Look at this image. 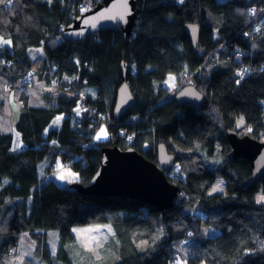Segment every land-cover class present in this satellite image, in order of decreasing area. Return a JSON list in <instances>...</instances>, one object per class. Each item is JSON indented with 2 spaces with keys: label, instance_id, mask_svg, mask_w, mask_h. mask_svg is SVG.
Segmentation results:
<instances>
[{
  "label": "trees",
  "instance_id": "obj_1",
  "mask_svg": "<svg viewBox=\"0 0 264 264\" xmlns=\"http://www.w3.org/2000/svg\"><path fill=\"white\" fill-rule=\"evenodd\" d=\"M100 1L0 0V37L10 39L0 44V79L21 101L13 122L25 145L13 149V133L0 127V264L18 252L24 232L52 264L50 229L60 230L59 257L69 261L74 228L87 225L114 228L113 264H178L179 247L187 248L188 264H264V176L244 185L252 165L229 158L228 139L236 129L264 141V0H138L128 38L109 29L65 40L63 30ZM189 23L200 26L196 50L185 30ZM33 47H43L44 55H32ZM124 62L135 102L116 122ZM170 74L195 85L206 96L203 105L167 97ZM4 109L0 103V114ZM63 114L60 127L45 135ZM101 116L110 137L88 146ZM161 142L180 165V172L168 174L179 197L165 210L128 197L69 191L52 175L61 160L87 184L103 148L132 146L157 162ZM218 176L225 192L211 193Z\"/></svg>",
  "mask_w": 264,
  "mask_h": 264
},
{
  "label": "water",
  "instance_id": "obj_2",
  "mask_svg": "<svg viewBox=\"0 0 264 264\" xmlns=\"http://www.w3.org/2000/svg\"><path fill=\"white\" fill-rule=\"evenodd\" d=\"M138 18V0H101L88 11L78 15L64 30L62 37L70 41H83L88 35L103 30L121 29L124 37L131 36ZM185 30L194 50L200 40V26L189 23ZM128 63L122 65L123 82L119 88L113 115L116 122L124 117L135 102L132 87L127 79ZM178 104L193 103L201 107L206 96L193 84L181 88L175 96ZM232 145L229 158L249 161L253 167L252 176L245 186L256 184L264 176V141L249 135L239 136L236 129L228 131ZM99 170L87 183L71 182L66 185L69 191H79L86 195L118 196L137 199L159 210L175 205L180 187L169 180L168 172L177 163V156L168 151L165 143L158 145L157 162L147 159L134 147L120 146L102 149Z\"/></svg>",
  "mask_w": 264,
  "mask_h": 264
},
{
  "label": "rangeland",
  "instance_id": "obj_3",
  "mask_svg": "<svg viewBox=\"0 0 264 264\" xmlns=\"http://www.w3.org/2000/svg\"><path fill=\"white\" fill-rule=\"evenodd\" d=\"M182 2L183 0H178ZM87 4H90V0H85ZM10 43V39L0 37V44L1 45H8ZM32 55H44V48L43 47H33L30 49ZM190 83L189 80L185 81H178V77L174 74L169 75L168 79L166 80V87L169 89L170 93L167 97L174 96L179 90H181L183 85ZM91 92H95L97 90L96 87L88 88ZM93 89V90H92ZM96 89V90H95ZM31 94L32 92H28ZM37 93H41L37 92ZM34 93L33 97L39 98V94ZM71 93V92H70ZM70 93H67L70 95ZM80 94V93H77ZM15 92H3L0 94V98L3 102L7 104L6 110L0 114V122L4 120L5 122L3 127L8 131H14L15 134L18 133L17 129L14 128L12 125V121L21 105H19L18 109L15 110L14 115H11L12 107L9 102H12L11 98L16 97ZM32 95V94H31ZM36 95V96H34ZM6 96H10L6 99ZM11 100V101H10ZM42 104L40 99L39 103ZM77 114L80 115V107H77ZM76 116L74 114V119L77 121V118L80 116ZM13 116V117H12ZM65 115L58 116L55 118L54 122L50 124V126L45 131V135L48 134L51 128H58L62 124ZM96 125L99 126L97 129L94 130V137H91L93 140L90 144H93L97 141H104L110 137V128L107 124L102 123L103 118H97ZM243 118H239L238 123H242ZM96 131V132H95ZM16 145L15 148L20 149L24 147V143L20 138V134H17L15 137ZM51 144H54L55 141H51ZM157 153H158V146H157ZM41 163V174H43L42 167L44 166L45 162ZM57 169L55 174H52L56 178V182L60 185H67L71 182H76L80 180L81 176L79 172H77L72 166L68 167L67 163H63L61 160L57 162ZM180 172V165L179 162L175 164L173 169L168 172L170 175H176V173ZM211 193L215 192H225V180L222 176H218L215 185L210 191ZM48 232V240L47 246L49 247L51 254H52V264H113V261L117 258V249H118V242L115 236L114 228L111 225H87V226H77L74 228V233L77 237V241L71 244L68 247V258L69 261H63L62 258L59 257V246H60V230L59 229H50ZM37 248V241L33 238V236L29 232H24L20 238V245L18 252L10 257L7 258V264H48L43 257L36 254ZM176 250V262L178 264H188V259L186 254L187 248L179 247ZM60 261V262H59Z\"/></svg>",
  "mask_w": 264,
  "mask_h": 264
},
{
  "label": "crops",
  "instance_id": "obj_4",
  "mask_svg": "<svg viewBox=\"0 0 264 264\" xmlns=\"http://www.w3.org/2000/svg\"><path fill=\"white\" fill-rule=\"evenodd\" d=\"M171 75V74H170ZM3 81L0 79V94L1 93H3L5 90V87H4V84L2 83ZM166 83V82H165ZM6 92V91H5ZM18 95H16V97L15 98H11L10 96H6V99L9 101V97L12 99V102H9L10 103V105L11 106H13L12 107V111H11V115H13L14 114V112H15V109H16V106H18L19 107V105H20V99L17 97ZM11 101V100H10ZM0 103H4L5 104V109H4V111L6 110V108H7V104L5 103V102H3L2 100H1V98H0ZM59 116H61V115H59ZM3 122H5V118H4V120H2L1 122H0V127L5 131V132H11V133H13V135H14V137H16L17 136V134H20V133H16L15 134V132L14 131H8L7 129H5L4 127H3V125H4V123ZM12 125L14 126V128H16L15 127V125H14V122L12 121ZM5 126V125H4ZM16 140V139H15ZM23 146H25V145H23ZM23 148V147H22ZM13 149H17V148H15V145H14V147H13ZM21 149V148H20ZM4 263L6 264V261H4Z\"/></svg>",
  "mask_w": 264,
  "mask_h": 264
},
{
  "label": "built area",
  "instance_id": "obj_5",
  "mask_svg": "<svg viewBox=\"0 0 264 264\" xmlns=\"http://www.w3.org/2000/svg\"><path fill=\"white\" fill-rule=\"evenodd\" d=\"M32 74V73H31ZM29 82V80L27 79L26 81H25V83L27 84ZM82 96V95H81ZM83 97V96H82ZM102 117V116H101ZM103 118V117H102ZM102 123H104V124H108V121L107 120H104L103 119V122ZM92 137H94V134L92 135ZM128 139L130 140V141H133L134 140V134L133 133H130V134H128ZM93 140V139H92ZM91 140V141H92ZM90 141V142H91ZM90 142H89V145L88 146H90V145H94L95 144V142L93 143V144H90Z\"/></svg>",
  "mask_w": 264,
  "mask_h": 264
},
{
  "label": "bare ground",
  "instance_id": "obj_6",
  "mask_svg": "<svg viewBox=\"0 0 264 264\" xmlns=\"http://www.w3.org/2000/svg\"><path fill=\"white\" fill-rule=\"evenodd\" d=\"M119 88H120V86H119ZM119 88H118V90H117V97H116V100L118 99ZM131 91H132L133 95L135 96L133 90H131ZM231 130H232V129H231ZM238 134H239V133H238ZM247 135H248V134H247ZM239 136H245V135H240V134H239ZM249 136H250V135H249ZM252 138H253V137H252ZM257 140H258V139H257ZM260 141H262V140H260ZM252 168H253V167H252ZM251 176H252V174H251ZM251 176H250V177H251ZM250 177H249V178H250ZM249 178H248V179H249ZM248 179H247V180H248Z\"/></svg>",
  "mask_w": 264,
  "mask_h": 264
},
{
  "label": "flooded vegetation",
  "instance_id": "obj_7",
  "mask_svg": "<svg viewBox=\"0 0 264 264\" xmlns=\"http://www.w3.org/2000/svg\"><path fill=\"white\" fill-rule=\"evenodd\" d=\"M189 84H191V83H188V84H186V85H189ZM186 85H184V86H186ZM184 86H183V87H184ZM183 87H182V88H183ZM177 93H178V92H177ZM177 93H176V94H177ZM175 96H176V95H175Z\"/></svg>",
  "mask_w": 264,
  "mask_h": 264
},
{
  "label": "clouds",
  "instance_id": "obj_8",
  "mask_svg": "<svg viewBox=\"0 0 264 264\" xmlns=\"http://www.w3.org/2000/svg\"><path fill=\"white\" fill-rule=\"evenodd\" d=\"M158 160V159H157ZM169 174V173H168Z\"/></svg>",
  "mask_w": 264,
  "mask_h": 264
}]
</instances>
